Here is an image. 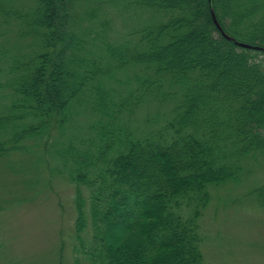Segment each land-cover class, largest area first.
I'll use <instances>...</instances> for the list:
<instances>
[{"label":"trees","instance_id":"1","mask_svg":"<svg viewBox=\"0 0 264 264\" xmlns=\"http://www.w3.org/2000/svg\"><path fill=\"white\" fill-rule=\"evenodd\" d=\"M29 1L0 0V29L15 20L30 38L13 55L0 46L12 100L0 155L89 112L85 136L52 145L74 189L75 251L91 264H205L210 187L264 151V51L221 31L264 48V0ZM133 9L154 21L113 41L114 12ZM145 101L171 107L133 124Z\"/></svg>","mask_w":264,"mask_h":264},{"label":"rangeland","instance_id":"2","mask_svg":"<svg viewBox=\"0 0 264 264\" xmlns=\"http://www.w3.org/2000/svg\"><path fill=\"white\" fill-rule=\"evenodd\" d=\"M16 4L26 7L30 1ZM13 21L7 31L0 29V46L9 55L23 51L30 42L28 37L16 36L18 26ZM152 21L147 10L115 11L112 40L134 41L129 33ZM258 58L264 60V55ZM133 71L127 68L125 73ZM7 95L0 96V108L10 106ZM170 107L145 101L132 115L133 124L140 125L144 117ZM70 119L63 128L51 119L46 133L0 155V264H91L74 249V189L67 174L59 172L52 145L73 140L74 135L85 136L94 117L81 110ZM4 139L0 136V141ZM240 165L237 181L209 189L210 201L200 219L205 264H264V151L248 156Z\"/></svg>","mask_w":264,"mask_h":264},{"label":"water","instance_id":"3","mask_svg":"<svg viewBox=\"0 0 264 264\" xmlns=\"http://www.w3.org/2000/svg\"><path fill=\"white\" fill-rule=\"evenodd\" d=\"M213 15V14H212ZM213 21L216 25V27L220 30V27L218 26L216 20H215V17L213 15ZM222 35H224L227 39L231 40L235 45L239 46V47H242V48H246V49H254V50H260V51H264V48L262 47H259V46H254V45H250V44H247V43H242V42H238V41H235L234 39L228 37L226 34H224L222 31H221Z\"/></svg>","mask_w":264,"mask_h":264}]
</instances>
